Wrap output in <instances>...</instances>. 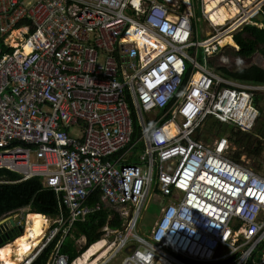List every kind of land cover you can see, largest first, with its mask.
Returning <instances> with one entry per match:
<instances>
[{"label":"built area","instance_id":"obj_1","mask_svg":"<svg viewBox=\"0 0 264 264\" xmlns=\"http://www.w3.org/2000/svg\"><path fill=\"white\" fill-rule=\"evenodd\" d=\"M207 3L0 0V169L38 178L59 208L18 264L57 235L46 264H77L60 247L99 210L87 205L94 191L122 221L103 227L109 250L95 264H264V177L227 157L226 137H196L210 118L249 133L260 115L264 84L225 77L208 60L243 25L263 26L264 0L220 1L215 9L235 7L221 23ZM150 197L159 211L144 235Z\"/></svg>","mask_w":264,"mask_h":264},{"label":"trees","instance_id":"obj_2","mask_svg":"<svg viewBox=\"0 0 264 264\" xmlns=\"http://www.w3.org/2000/svg\"><path fill=\"white\" fill-rule=\"evenodd\" d=\"M194 3L195 0H192ZM261 12L264 15V3L261 6ZM262 27L253 25H245L234 36L233 40L238 46V50L232 47H224L221 51H227L237 57L247 58L253 53H258L264 58V20L261 21ZM220 51V52H221ZM220 54V53H219ZM219 54H214L208 60L209 65L215 69L219 74L242 82L264 84V68L255 65H243L238 67L227 68L219 64L217 57ZM184 76V80L187 78ZM259 97L255 95L254 104L258 107ZM260 115L254 124V127L249 133H243L233 126L223 125L221 132H228L227 139L231 144L238 148H243L246 154L258 155L260 153L261 141L258 137L264 140V111L259 108ZM134 121L133 139L138 136V125ZM213 125H220L217 120L212 121ZM257 137H253V136ZM142 146L139 144L137 148L141 150ZM136 152V151H134ZM240 152L235 153L231 158L241 163L239 160ZM127 162H136V157L131 156ZM58 197L55 192L50 188H44L38 178H29L22 180L21 176L17 173L0 169V218L13 214L21 208H28V213H37L47 215L54 218L58 214ZM99 204V210L88 215L83 222H76L70 235L63 240L60 252L67 255L69 261L79 257L91 244L98 241L103 231L101 228L107 226L110 229H117L121 226V219L119 214L111 207H108L100 200L98 191H94L87 200V205L94 206ZM18 233L14 238L20 236ZM83 236L85 242L79 248L75 243L76 239ZM59 239L57 235L35 258L30 264H46L49 255L53 250L56 241ZM3 245H0V247ZM258 257H259V253ZM254 258V257H252ZM256 259V258H254ZM259 258H257L258 260ZM254 264H257L256 262Z\"/></svg>","mask_w":264,"mask_h":264},{"label":"rangeland","instance_id":"obj_3","mask_svg":"<svg viewBox=\"0 0 264 264\" xmlns=\"http://www.w3.org/2000/svg\"><path fill=\"white\" fill-rule=\"evenodd\" d=\"M196 16L198 18H201V15L198 11H197ZM204 31H205V27L203 26L201 22H199L198 27H197V39L198 38L200 39L204 35ZM224 47H232L235 50H238V46L235 43L231 44V46L227 44ZM219 53H218L219 57H217L219 64L222 66L224 65L227 68L238 67V66H243V65L247 66L249 64H255V65H258L264 68V58H262L258 53H253L247 58L234 56L232 54H229L227 51H221ZM256 96L259 97L258 107L262 108L264 111V91L258 92ZM214 120L215 119H212V118L207 119L203 123L202 127L200 128L199 132L196 135V137H198L199 139H201L202 141H204L205 143L209 145H211L219 137H222V136L226 138L228 137V132H221L222 131L221 127L226 124L220 123V125H213L212 121ZM253 137H257V135L256 136L254 135ZM258 139L261 141L260 143L261 149L258 155L246 154L243 152L242 150L243 148H238L234 146L228 140L231 146L227 151V157L231 158L235 153L240 152L239 160L241 164L246 167L251 168L252 170L257 172L259 175L264 177V140H262V138L260 137H258ZM166 165L168 164L166 163ZM158 211H159V205L155 202L153 197H150V199L147 201L146 205L144 206L141 216H140L139 230L141 233H143L144 235H147L149 233L152 227L153 221L155 220V215L157 214ZM24 214H25V211H24ZM47 223L50 224L51 221H48ZM11 242L12 241H10L9 243ZM119 260L120 259L118 260L114 259L112 264H117Z\"/></svg>","mask_w":264,"mask_h":264},{"label":"bare ground","instance_id":"obj_4","mask_svg":"<svg viewBox=\"0 0 264 264\" xmlns=\"http://www.w3.org/2000/svg\"><path fill=\"white\" fill-rule=\"evenodd\" d=\"M220 1L222 0H209V3L206 5V12L208 13L209 18L216 23H221L229 17H232L235 13V7L231 4L215 9L216 7L214 6H219ZM226 40L233 44L232 38L228 37ZM25 49L26 51L28 50L27 48ZM166 129L172 134L175 131V126L174 124L169 123L168 126H166ZM26 219L27 224L23 233L11 243L6 244L0 249V264H18L22 261L23 257L37 245L40 236L44 232L43 225L45 224L46 219L43 215L37 213H29ZM105 246V241L103 239L94 242L82 253L81 256H79L78 259H76V263L88 264L91 262V264H95L107 252V249H104ZM96 253H99V255H97L95 259H90V257ZM12 256L16 259L12 258Z\"/></svg>","mask_w":264,"mask_h":264},{"label":"water","instance_id":"obj_5","mask_svg":"<svg viewBox=\"0 0 264 264\" xmlns=\"http://www.w3.org/2000/svg\"><path fill=\"white\" fill-rule=\"evenodd\" d=\"M260 21L264 20V15H258ZM1 220V219H0ZM19 215L15 214L14 217L9 219H2L0 222V245L10 241L11 238L15 237L18 233L22 232L23 222L19 221ZM19 223V224H18Z\"/></svg>","mask_w":264,"mask_h":264},{"label":"crops","instance_id":"obj_6","mask_svg":"<svg viewBox=\"0 0 264 264\" xmlns=\"http://www.w3.org/2000/svg\"><path fill=\"white\" fill-rule=\"evenodd\" d=\"M21 209H23V208H21ZM17 211H18V210H17ZM17 211H15L13 214L6 215V216H4V217H2V218H0V219L2 220L3 218H4V219H5V218H6V219H9V218H11V217H14L15 214H18ZM24 211H25V214H26V213H27V215L29 214V213H28V208H25ZM18 215H19V214H18ZM40 215H42V214H40ZM43 216L45 217V219H46V217H49V216H47V215H43ZM26 218H27V217H26ZM49 218H50V217H49ZM1 220H0V222H1ZM19 221H22V222L24 223V225L26 226V224H27V219L24 220L23 216H22V219H21L20 216H19ZM19 221H18V222H19ZM24 225L22 226V232H21L20 234H22L23 231H24V228H25ZM103 227H104V226H103ZM103 227L101 228V231H103ZM80 237H83V236H80ZM102 237H103V234H102V236H101L100 239H102ZM16 238H17V237H16ZM14 239H15V238H14ZM14 239H13V240H14ZM100 239H99V240H100ZM13 240H11V241H13ZM6 244H9V241L6 242V243H4L3 246L0 247V249H1L2 247H4ZM105 249H106V248H105ZM108 250H109V249H107V251H108ZM81 255H82V254H81ZM103 256H104V255H103ZM103 256H102V257H103ZM12 258H13V256H12ZM14 258H15V257H14ZM77 258H79V257H77ZM118 259H119V257H118L117 259H115V260H118ZM112 262H113V260H112L110 263H108V264H112Z\"/></svg>","mask_w":264,"mask_h":264},{"label":"clouds","instance_id":"obj_7","mask_svg":"<svg viewBox=\"0 0 264 264\" xmlns=\"http://www.w3.org/2000/svg\"><path fill=\"white\" fill-rule=\"evenodd\" d=\"M194 3H197V0H196V2H194ZM260 14H263V13L261 12V13H259V15H260ZM257 19H258V17H257ZM258 21L261 23V21H260L259 19H258ZM261 24H262V23H261ZM246 25H250V24H246ZM243 26H245V25H243ZM243 26H242V27H243ZM253 26H255V25H253ZM242 27H241V28H242ZM241 28H240L239 30H241ZM239 30H238V31H239ZM238 31H237V32H238ZM237 32H236V33H237ZM236 33H235V34H236ZM235 34H234V35H235ZM234 35H233V36H234ZM232 43H235L233 39H232ZM230 46H231V45H230ZM10 241H11V240H10ZM10 241H9V242H10Z\"/></svg>","mask_w":264,"mask_h":264}]
</instances>
